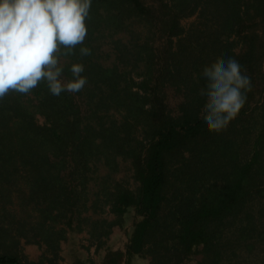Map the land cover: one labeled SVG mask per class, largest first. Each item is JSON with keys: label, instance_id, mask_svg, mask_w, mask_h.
Here are the masks:
<instances>
[{"label": "trees", "instance_id": "16d2710c", "mask_svg": "<svg viewBox=\"0 0 264 264\" xmlns=\"http://www.w3.org/2000/svg\"><path fill=\"white\" fill-rule=\"evenodd\" d=\"M86 23L90 54H60L65 82L84 65L81 91L54 96L42 80L0 98V264H59L84 215L107 207L102 264H264V0H91ZM229 58L251 90L209 132L204 77ZM127 162L136 191L111 185ZM131 211L124 246L104 248ZM22 243L43 255L29 260Z\"/></svg>", "mask_w": 264, "mask_h": 264}, {"label": "clouds", "instance_id": "9594fccd", "mask_svg": "<svg viewBox=\"0 0 264 264\" xmlns=\"http://www.w3.org/2000/svg\"><path fill=\"white\" fill-rule=\"evenodd\" d=\"M91 0H0V98L10 91L29 93L42 80L54 96L78 93L87 83L84 65L71 64V79H62V49L83 56ZM204 127L219 133L237 118L251 90V80L232 58L206 73Z\"/></svg>", "mask_w": 264, "mask_h": 264}, {"label": "rangeland", "instance_id": "374dc122", "mask_svg": "<svg viewBox=\"0 0 264 264\" xmlns=\"http://www.w3.org/2000/svg\"><path fill=\"white\" fill-rule=\"evenodd\" d=\"M196 19L192 18L186 21H183V26L188 27L192 22ZM161 45L163 42L158 41ZM158 44V46L160 45ZM137 81H140L136 78ZM142 135H140L141 138ZM132 166L130 163L122 164L121 171L117 175L113 177L112 184H121L126 186L132 191H136L138 189V182L134 179L133 171L131 170ZM108 171L104 168H101L98 172V179L96 178L95 182L91 184L90 188V197L91 203L95 201V195L99 193L102 185L104 184L103 177L108 176ZM90 203V204H91ZM14 213H19L21 210L19 208L18 202L16 206L11 207ZM21 213V212H20ZM85 218L89 219V222L85 226L86 230L83 233H70L68 237V241L62 244L61 250V261L59 264H77L79 261L92 260L95 264H102V258L105 255V250H101L100 255L97 254V244L99 241L96 237H98V232H106V228H104L103 222L113 223L116 221V216L111 213L110 208L107 207L105 213L95 215L92 211L86 213L84 215ZM134 218V213L131 211L128 215H126V223L124 224L125 228H121L119 226L113 227L110 229V234L106 237L107 234H104L105 237L102 238V242H104V248L109 247L113 250H117L122 248L127 241V234L132 230V222ZM94 234V235H93ZM22 253L28 257L31 261H38L40 257L43 255L44 250L36 245H26L22 243ZM203 256H199L196 263L199 262ZM132 264H150L148 260L141 259L135 257Z\"/></svg>", "mask_w": 264, "mask_h": 264}]
</instances>
